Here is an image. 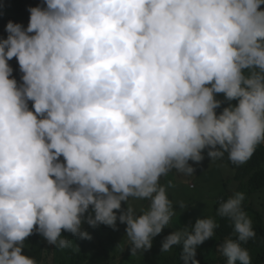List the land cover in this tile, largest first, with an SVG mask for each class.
I'll return each mask as SVG.
<instances>
[{"label":"clouds","instance_id":"1","mask_svg":"<svg viewBox=\"0 0 264 264\" xmlns=\"http://www.w3.org/2000/svg\"><path fill=\"white\" fill-rule=\"evenodd\" d=\"M9 2L0 0V264H37L22 252L33 233L60 250L72 246L62 230L90 240L84 222L119 220L132 255L143 253L175 215L167 192L178 176L226 153L242 165L264 145V0H27L26 28L4 15ZM245 199L238 191L217 208L236 237L218 245L226 264L253 261ZM202 217L183 231L172 224L161 251L181 246L183 264H199L218 227Z\"/></svg>","mask_w":264,"mask_h":264},{"label":"trees","instance_id":"2","mask_svg":"<svg viewBox=\"0 0 264 264\" xmlns=\"http://www.w3.org/2000/svg\"><path fill=\"white\" fill-rule=\"evenodd\" d=\"M26 1L10 0L4 9L5 16L15 17L13 22L21 23L25 28L29 22L28 16L24 12ZM5 25L0 18V38L7 36ZM9 64L13 68L12 76L21 79L22 73L19 71L17 60L13 58ZM231 103H236V101ZM29 106L31 107V102H29ZM221 161L223 164L221 167L216 168L215 164H211L198 171L192 177L195 186L188 187L196 189L195 200L199 204V215H203L202 218L214 217L218 224L215 235L205 240L197 248L195 260L199 264H221V261H226V257L218 250V245L225 238L235 239L236 237L231 221L218 216L217 208L223 200L240 191L246 194L242 206L252 218L253 228L256 232L255 238L250 239L243 246L249 251L251 261L253 260L252 264H258L264 258V205L261 203L260 208H255L251 194L264 187V145L258 146L251 159L242 165L232 164L228 160L227 153ZM195 164L197 163L193 162L192 166ZM182 183L184 182H175L172 189L180 188ZM190 202L192 203V201ZM130 203L137 209L146 208L148 205L146 200H131ZM174 205L177 206L175 203ZM126 206V203L122 202V209ZM114 211H117L119 215L120 210ZM182 224L173 223L176 226L175 231H183L186 226L194 225L195 222ZM82 228L91 235L90 240L81 239L62 230V235L72 241V246L60 250L49 244L39 233H33L28 237L22 252L34 258L37 264H183L181 246H174L168 252H162V248L153 247L154 253L146 259L147 262H138L126 250V224L120 223L119 220H117L116 229L104 224L93 228L86 222L83 223ZM166 236L167 234H164L160 239L164 240ZM237 263L239 262L237 261Z\"/></svg>","mask_w":264,"mask_h":264},{"label":"rangeland","instance_id":"3","mask_svg":"<svg viewBox=\"0 0 264 264\" xmlns=\"http://www.w3.org/2000/svg\"><path fill=\"white\" fill-rule=\"evenodd\" d=\"M261 7L264 8V5H262ZM213 163L215 164L214 166L216 168L223 166L221 160H216ZM168 176H170V174ZM165 179H166V177L161 178V180H165ZM177 179L179 182H184V183L181 184L180 188L172 189V191L167 192L169 199H171L173 201V206L175 209V215L171 218L170 224L168 226H166L165 228H163L160 234L153 237V242H152L153 246L151 247V249L144 251L143 253L138 252L137 254L132 255V252H131L132 245L130 243H128L127 237L125 236L126 250L129 251L130 255L133 258H135L138 262L146 263L147 262L146 259L154 253L153 252L154 248H156V249L162 248L163 240H161L160 238L171 228L173 223H187V222H190L192 220L197 219L199 216V204L195 200L196 189L188 188V187L195 186V183L192 180V177L184 179V178L178 176ZM191 184H192V186H191ZM182 187H184V188L181 190ZM260 192H262V193H260ZM251 198L253 200V206L255 208H260L261 203L264 205V187L256 190L254 193H252ZM190 201H192V203ZM180 202H183L188 207L186 209L182 210L180 208ZM174 203L177 204V206H175ZM221 264H226V261H224V262L221 261ZM237 264H239V263H237ZM262 264H264V263H262Z\"/></svg>","mask_w":264,"mask_h":264}]
</instances>
